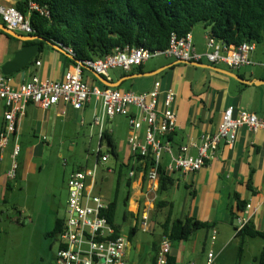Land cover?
<instances>
[{
  "label": "built area",
  "instance_id": "2783aa9c",
  "mask_svg": "<svg viewBox=\"0 0 264 264\" xmlns=\"http://www.w3.org/2000/svg\"><path fill=\"white\" fill-rule=\"evenodd\" d=\"M26 1L25 13L14 5L0 3V18L7 27L19 33L33 34L30 23L31 12L36 11L47 17L49 10L45 6L38 5L34 0ZM60 46L68 54L73 55L71 47ZM255 47L256 43L250 41L238 45L226 43L207 32L206 51L198 53L193 47L191 31L183 35L171 32L168 45L164 49L150 50L143 46L128 44L116 46L102 57L78 60L72 69L64 74L61 81L43 79L32 74L27 80L14 86L9 75L3 74L0 70V100L4 102L3 122L0 127V159L10 137L15 134L17 140V120L23 117L28 104L46 110L62 102L74 109H81L93 97L98 103V108L93 114L91 128H97L99 139L105 131L106 121L116 115H123L128 120L127 146L131 156L135 158L140 156L142 160L151 157V165L147 171L148 184L141 192L151 205L144 207L141 212L142 229L148 230L149 209L153 206L157 194L159 169L163 164L164 156L168 159L164 167L165 173L196 172L215 158L221 141L232 145L240 128H246L253 133L264 130V116L229 105L224 108L214 132L202 133L198 142L190 141L182 144L174 152L168 140V136L178 127L177 116L172 109L174 91L161 90L160 81H156L151 90L142 93L107 86L104 88L98 85L90 86L83 79V69L90 68L110 80L108 76L110 68L119 67L128 71L134 65L145 63L150 57L164 55L174 60L195 62H199L204 57L212 64L222 63L236 70L252 63L250 53ZM159 100H161L160 107ZM95 151V163L91 167H80L71 171L68 176L66 216L63 230L58 236L55 264H126L128 241L122 236L121 229L118 232L116 224L109 222L106 216L109 202L94 190L97 167L106 162L109 155L100 154V146ZM18 152L19 147L15 144L11 155V167L7 171L9 178L15 177L17 167L15 158ZM133 174L134 169H131L129 175ZM249 208L250 204H247L243 214L235 218L236 232L248 222L245 214H248ZM210 238L211 245L206 251L205 264H212L216 257L212 247L216 238L215 230L212 231ZM171 252V241L167 236L162 235L154 264H168Z\"/></svg>",
  "mask_w": 264,
  "mask_h": 264
},
{
  "label": "crops",
  "instance_id": "0c3cea01",
  "mask_svg": "<svg viewBox=\"0 0 264 264\" xmlns=\"http://www.w3.org/2000/svg\"><path fill=\"white\" fill-rule=\"evenodd\" d=\"M17 1L20 0H0V3L2 2V5H15ZM199 25V28H196L195 25V27L191 29L192 43L196 52L204 53L206 51V34L209 28L204 27L201 23ZM2 34L6 35L0 30V37ZM14 40L19 42L15 44H13V41L8 42L9 47L6 55L0 57V67L4 62L11 59L14 53L23 45L21 40L16 38ZM38 61L40 63L36 64ZM174 62L175 60L173 59V61L165 62L166 65H157L156 67H144V63L141 65H134L128 71H122L121 74L119 73V75H116V79L112 78L108 73L109 81L116 82L122 79L121 83L130 78L160 75L152 80L149 78L148 80L133 82V84L138 85L139 89L132 92L142 93L149 91L153 88L156 81H160L161 90H172L175 92L172 109L176 113L178 127L170 134V138H168L174 152H176L178 147L182 144L190 141L198 142L199 136L202 133L214 132L221 120V114L224 108L229 105L235 108L245 109L258 116H264V102H261L264 96L262 93L260 94L258 90L259 85L264 82L258 84L253 82L264 80V75H258V77L254 75L247 76L245 75L247 72L246 66L236 69V72L233 71L244 79L252 81V83L246 84L207 67ZM199 62L212 64L204 57ZM163 63L161 62L159 64ZM29 64L30 65L9 75L14 86L27 80L32 74L43 79L61 81L64 78V74L72 69L74 65L71 62V58L64 51L46 42L37 52L35 59L32 58ZM212 65L218 67V64ZM159 68L163 69L154 75H136L151 72ZM84 69L89 70L88 68ZM204 70H207V72ZM126 76L131 77L125 79ZM144 83L146 85L142 87L141 85ZM87 84L90 86L98 85L96 83ZM114 88L119 89L118 87ZM92 98L93 97H91L89 102L81 109H74L62 102L46 110L33 104H28L23 117L17 120V140H14L12 150L14 145L18 142V136L24 132V128L26 127H29L34 133V137H36V141L30 144V151L36 150L43 144L54 145L57 142H61L62 137L70 131L73 125H75L77 129L79 126H88L89 124L91 127L93 114L98 108V103L94 98L93 101H91ZM160 106L161 100H159V107ZM92 128L89 132V139L94 136V134L91 133ZM105 131H108L113 139L112 131L107 128H105ZM14 136L15 134L13 137ZM95 136L97 144L96 149L100 146L101 153H107L109 155L107 150L105 152L101 150V146L105 143L100 142L97 133ZM6 146H8V144ZM6 148L7 147L2 150L0 159V181L2 179L1 177H3L5 180H2V183L9 185V179L13 178L7 176V171L10 169L11 163L10 165L7 164L8 157L6 158V153L4 152ZM192 152L194 153L195 150L193 149ZM11 155L12 151L9 155L10 158ZM115 157H117V153ZM125 159L131 163V169H134V174L132 176L128 174L129 177L132 178L130 188L133 190L138 188L136 192L142 195L140 197H143L142 201L144 204L147 198L144 194H141V192L146 189V185L148 184L147 173L144 178V161L142 159L137 160V157L131 156L127 144ZM167 161V157L164 156V164H166ZM33 169L32 154H29L24 162V174ZM109 171L108 169V172ZM169 175L173 177L175 182L170 190L178 187L180 183L185 187L178 211L174 213L172 199L169 200L166 197H162V195H160L159 198L167 200L172 204V217L182 219L186 215H189L208 223V227L204 228L206 229V234L204 235L206 251L211 245L210 237L212 231H216V238L212 244L216 257L212 264H216L219 259L221 261L223 259L225 260V253L229 250L228 247L231 242L235 241L236 247L238 248L239 238L236 236V219L234 217V212L236 215L238 214L237 196H239L241 200H244L246 205L250 204L248 214H245L248 217V222H252L254 227L258 230L264 229V130H258L253 133L246 128H240L237 131L236 139L233 144L228 145L224 141H221L215 158L208 161L206 165L198 171L193 173L174 171ZM102 183H104L102 178H100L99 181L96 179L94 190L101 194L105 200L104 194L101 193ZM131 196V201L136 206L135 200L137 198L139 199V197ZM155 198L157 199V194H155ZM105 201L110 202L109 200ZM129 207L128 205V209L133 211L134 208L132 209ZM144 207L147 206L144 204ZM166 208L167 214L169 207L166 206ZM162 235L161 233V236ZM184 241L186 240H182L180 242L182 244L178 246L182 251L186 247ZM157 245L158 244H154L152 258ZM205 247H203L204 250ZM178 248H175L172 243L171 254L176 257V264H188L182 261ZM263 248V239L259 237H246L243 241L242 251L235 250L236 256H233L234 264H242V258H244L243 256L245 253H251L250 260L254 261L255 257ZM126 252H128V248ZM231 258L229 263L232 264ZM125 259H127V254H125ZM250 260L245 264H250ZM200 264H205V260Z\"/></svg>",
  "mask_w": 264,
  "mask_h": 264
},
{
  "label": "rangeland",
  "instance_id": "374dc122",
  "mask_svg": "<svg viewBox=\"0 0 264 264\" xmlns=\"http://www.w3.org/2000/svg\"><path fill=\"white\" fill-rule=\"evenodd\" d=\"M199 24H196V28H199ZM12 41L13 44L19 42L4 34L1 35L0 57L6 55L9 47L8 42ZM250 55L252 63L246 65L245 75L256 77L264 75V39L256 44ZM170 61L173 59L157 55L150 57L144 63V67L166 65L165 62ZM161 62L164 63L159 64ZM217 66L230 69L225 64ZM122 71L124 70L119 67L108 69L109 75L114 79ZM204 71L207 72V70ZM159 76L130 78L124 80L118 88L123 91H136L139 87L133 82L149 78L152 80ZM83 79L87 83H96L104 88V85L97 81L93 73L87 69L83 70ZM145 85L144 83L141 86ZM258 88L260 94L262 93L264 96V83ZM261 102H264V99ZM3 105L4 102L0 101V126L3 120ZM105 127L112 131L117 157L109 153V159L97 167V180L102 178L104 181L101 185V193L104 194L105 200H116L114 223L119 226L122 236L128 241L126 264H151L153 247L161 239V223L166 216L167 208L156 209L155 202L158 197L155 198L149 211V228L148 230L142 229L141 212L144 204H147V207L151 206L150 201L145 199L143 204V197H140L142 195L136 192L138 188L135 190L130 188L129 199L126 204L124 202L128 191L126 182L131 169V163L125 159L128 120L123 115H116L106 121ZM90 129V124L79 126L78 129L73 125L70 131L62 137L61 142L54 145L43 144L31 151L29 150L30 144L36 141L32 130L26 127L24 132L18 136L17 144L20 152L15 158L17 163L15 177L9 179V185L2 183V180H5L3 177L0 181V264H55L58 235L50 236L48 232L52 230L56 218H65L66 216L67 179L70 172L84 166L91 167L95 163L97 128H92L91 133L94 136L91 139H89ZM14 140L15 138L11 136L7 148L4 150L6 158L8 157V165L11 163L9 155ZM101 150L102 152L107 150L105 144L101 146ZM29 154H32L34 169L24 174V162ZM184 191L185 187L180 183L175 189H169L162 193V197L173 200L174 213L181 205ZM131 195L139 197L135 200L136 206L131 201ZM128 205L131 208L135 206L133 211L128 209ZM134 227L135 233L130 235V230ZM205 234L206 229L204 228L196 230L189 239L184 241L186 247L183 251L178 248L182 244L181 241H173V246L179 249V255L184 263L200 264L204 262L206 257ZM236 248V242H231L229 250L225 253V260L219 259L216 264H231L229 263L231 257L232 264H234L233 256H236L235 250H238ZM243 257L242 264L248 263L251 253H245ZM255 262V260H250V264H256Z\"/></svg>",
  "mask_w": 264,
  "mask_h": 264
},
{
  "label": "trees",
  "instance_id": "16d2710c",
  "mask_svg": "<svg viewBox=\"0 0 264 264\" xmlns=\"http://www.w3.org/2000/svg\"><path fill=\"white\" fill-rule=\"evenodd\" d=\"M45 6L49 15L43 16L36 11L30 14L33 34L40 35L52 44L69 46L73 55L64 52L75 64L78 60L102 57L116 46H143L164 49L168 45L171 32L183 35L198 23L209 28L210 35L226 43L236 45L250 41L260 43L264 39V0H34ZM26 0L17 1L14 5L21 12L26 11ZM1 19V18H0ZM3 23V21L1 20ZM6 34V33H5ZM9 36L8 34H6ZM15 39L12 36H9ZM37 42L40 49L45 43ZM37 53L33 56L35 59ZM30 63V62H29ZM28 63V64H29ZM28 64L26 66H28ZM25 66V67H26ZM105 87V86H104ZM170 138V135L168 136ZM100 142L105 143L107 152L116 155L111 134L104 131ZM101 154V152L99 151ZM140 156L137 160H141ZM144 178L151 165V157L144 158ZM165 164L159 169L156 209L168 206L169 210L161 223L162 234L171 243L189 239L200 228H207L208 223L193 216L184 218L172 217V204L159 198L163 192L174 185V179L164 172ZM78 169V168H77ZM132 178H128L125 204L130 196ZM246 207L244 200L237 196V211L234 217L241 215ZM109 222L114 224L116 200L108 203L105 212ZM138 216V215H137ZM64 218H56L48 235L62 232ZM119 232V226L115 225ZM236 229V228H235ZM236 231V230H235ZM135 233V227L130 235ZM239 238L238 250L242 251L246 237H259L264 240V229L258 230L252 222L236 232ZM158 246V245H157ZM156 251L152 258L155 262ZM256 264H264V248L255 257ZM168 264H176V257L170 255Z\"/></svg>",
  "mask_w": 264,
  "mask_h": 264
},
{
  "label": "water",
  "instance_id": "95a60500",
  "mask_svg": "<svg viewBox=\"0 0 264 264\" xmlns=\"http://www.w3.org/2000/svg\"><path fill=\"white\" fill-rule=\"evenodd\" d=\"M0 30L3 31L4 33L8 34L9 36H12L16 39L21 40L22 42H28V41H35V40H41L44 41L62 51H64L62 49L61 46L56 45V44H52L50 41H48L47 39H45L44 37L40 36V35H36V34H22L19 33L9 27H7L4 23L0 22ZM40 49V45L37 42H31V43H25L21 46V48L19 50H17L13 57L9 60H7L6 62H4L1 67L0 70L3 74L5 75H11L12 73L18 71L19 69L25 67L33 58V56L39 51ZM174 63H185V64H191L194 66H200V67H207L216 71H219L221 73H224L240 82L249 84L252 83V81L246 80L243 77L239 76L238 74H236L235 72L228 70V69H222V68H218L213 66L212 64H206V63H202V62H195V61H183V60H175ZM96 77V79L98 81H100L104 86L107 87H118L122 81V79L116 81V82H112L109 81L107 79H105L103 76L93 72L90 68H88ZM163 68H159L157 70L151 71V72H147V73H140V74H136L138 76L141 75H154L158 72H160ZM131 76H126V78H129ZM255 84L258 83H263L264 80H258L257 81H253Z\"/></svg>",
  "mask_w": 264,
  "mask_h": 264
},
{
  "label": "bare ground",
  "instance_id": "6f19581e",
  "mask_svg": "<svg viewBox=\"0 0 264 264\" xmlns=\"http://www.w3.org/2000/svg\"><path fill=\"white\" fill-rule=\"evenodd\" d=\"M131 203H132V202H131ZM134 205H135V204H134ZM133 208H135V206H134ZM133 208H132V209H133Z\"/></svg>",
  "mask_w": 264,
  "mask_h": 264
}]
</instances>
